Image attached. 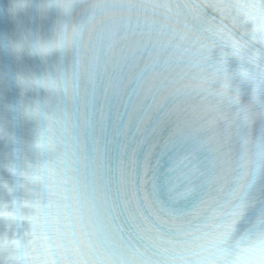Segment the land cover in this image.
Masks as SVG:
<instances>
[{
    "label": "clouds",
    "instance_id": "clouds-1",
    "mask_svg": "<svg viewBox=\"0 0 264 264\" xmlns=\"http://www.w3.org/2000/svg\"><path fill=\"white\" fill-rule=\"evenodd\" d=\"M30 9L56 18L0 39L46 66L16 74L9 105L33 138L0 118V170L16 178L0 174V264H264V0H10L8 13Z\"/></svg>",
    "mask_w": 264,
    "mask_h": 264
},
{
    "label": "snow or ice",
    "instance_id": "snow-or-ice-1",
    "mask_svg": "<svg viewBox=\"0 0 264 264\" xmlns=\"http://www.w3.org/2000/svg\"><path fill=\"white\" fill-rule=\"evenodd\" d=\"M220 223L224 226L225 229H227V227L229 226L230 220L227 207L222 210Z\"/></svg>",
    "mask_w": 264,
    "mask_h": 264
}]
</instances>
